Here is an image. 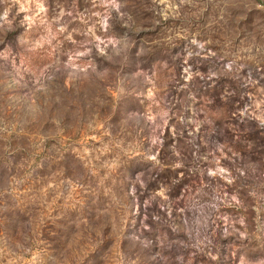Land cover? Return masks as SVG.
<instances>
[{
	"label": "rangeland",
	"instance_id": "obj_1",
	"mask_svg": "<svg viewBox=\"0 0 264 264\" xmlns=\"http://www.w3.org/2000/svg\"><path fill=\"white\" fill-rule=\"evenodd\" d=\"M0 264H264V0H0Z\"/></svg>",
	"mask_w": 264,
	"mask_h": 264
}]
</instances>
